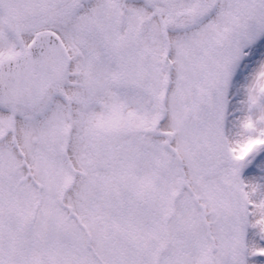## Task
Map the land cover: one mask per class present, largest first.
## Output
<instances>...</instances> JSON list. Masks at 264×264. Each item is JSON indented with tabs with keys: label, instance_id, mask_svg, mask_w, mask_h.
<instances>
[{
	"label": "snow or ice",
	"instance_id": "obj_1",
	"mask_svg": "<svg viewBox=\"0 0 264 264\" xmlns=\"http://www.w3.org/2000/svg\"><path fill=\"white\" fill-rule=\"evenodd\" d=\"M0 264H264V0H0Z\"/></svg>",
	"mask_w": 264,
	"mask_h": 264
}]
</instances>
